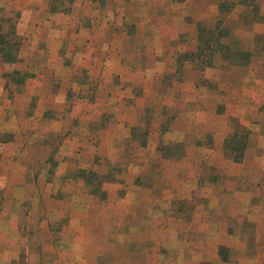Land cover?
<instances>
[{
    "label": "rangeland",
    "instance_id": "obj_1",
    "mask_svg": "<svg viewBox=\"0 0 264 264\" xmlns=\"http://www.w3.org/2000/svg\"><path fill=\"white\" fill-rule=\"evenodd\" d=\"M26 1V5L18 8H9L0 1V64H5L4 68H0V142L14 138L8 131L3 130L9 128V120L13 126L20 125L17 110L25 104V94L33 88L35 82H38L36 80L39 79V74H47L48 66L57 62L64 65V68L59 69L65 80V86L59 88L63 96H67V100H73L83 95L90 101L97 98L102 102L100 107L95 109L99 118L101 111L104 114L101 115V125L111 130L108 136L112 146H115V139L119 137L115 136L116 130L120 131L122 141L127 135L124 141L131 146V156H128L129 152L123 148L119 151L116 148L117 160L121 159L122 162L128 159L131 165V162L137 160L134 154L135 146L139 147L138 152L141 154H147V148L153 149V146L158 144L155 139L159 130L151 132L152 143L145 149L137 142H131L132 134L136 130L132 129V124L137 122L140 128L159 126L157 114L159 110L161 115L166 116L163 118L169 120L177 115L178 106L182 107L183 104L177 102L175 98L187 95L190 88L189 83L181 81V75L176 69L177 62L170 57L169 50L175 48V45L165 42L167 51L163 54V62L166 63V59L169 61L163 85L144 88L145 78L139 73L137 79L131 82L132 85L127 86V94L133 89L134 94L140 95L139 99L146 104L145 111L151 102L156 106L144 112L138 121L122 119L125 122L121 120L117 125L120 114L125 113L126 109L124 110L123 106L115 107L113 101L104 104L107 100L104 97L108 90H112L110 86L117 90H121L122 86L113 79H105V85L100 89L92 85L99 74L97 68H92L90 74H85L90 82L88 87L76 84L75 81L73 85L67 84V79L70 78L68 67L72 63L69 52L77 49L91 53L98 47L96 51L98 53L102 48L110 47L107 49L113 53V57L107 52L100 61L97 57L93 59L92 55H88L89 64L94 62L96 65L106 66L111 64L110 61L115 57L117 59L115 63L127 61L119 74L131 76L127 66L136 63V49L141 47V42L145 40L142 39L143 28H140L142 31L138 35L141 40L129 38L127 30H138L137 22H131L130 18H141L140 23H137L140 26H146L145 18H152L155 24L154 34L160 36L159 38L163 37L159 33L166 36L172 29L183 31L181 33L185 32L187 36L189 31L185 26L186 21H197V37L196 35L191 37L193 41L184 37L179 44L182 49H190L194 44L197 45L190 58L193 57L197 63L196 68H208L204 73L192 71L191 68L185 80L189 79L192 84L191 79L194 78L198 83L196 92L203 109L216 108L221 111L228 105L229 110L237 115L229 113L216 118L207 114V110L201 111V119L206 113L203 120L206 121L207 127L215 129L216 132V127L226 125L230 130L225 138L226 149H222L218 156L214 157V161H208L198 168H194L198 159L189 160L185 183L183 178L179 180L177 176L176 164L170 169L164 168L168 169L164 173V178L149 176L143 181L142 189L150 186L154 196L151 201L145 203L135 197L136 192L145 196L144 190L141 192V189L135 188L130 191V183L125 180L126 178L130 180L129 163L127 167L124 162L118 167H111L107 160L108 157H112L103 155L101 163L98 164L93 155V149L97 144L95 145L91 139L86 143L88 148L84 145L86 153L81 154L82 147L78 146L79 149L75 152L66 146V136L63 134L44 136L31 133L20 136L21 140L26 141L34 138L39 145H34L37 144L34 141V144H31V156L23 157L26 165L24 199L19 204L14 203L20 206L15 207L19 211V228L14 232L0 230V264H86L82 258L87 254L95 264H128L126 259L130 257L144 261L142 264H190L189 259L194 253L213 256L216 246H213L211 243L213 240L209 236L217 239L218 233H228L235 238L231 245L233 248L228 247L226 251L228 256L236 258L254 256L260 249L264 257V201H261L260 194L247 199L248 213L244 215L241 213L246 204H240L241 198L234 199V203L231 204L229 198L220 199L216 192V198L213 199V182L221 183L219 185L227 183L225 187L230 190L236 187L239 190L248 188L264 190V161H260L264 160V0H254L259 5V10L252 5L245 6L242 0H227L234 3L229 6L231 10L218 6L226 0L140 1L143 4L139 3V0H43L42 4L33 0ZM175 18H185V24L175 23ZM258 18H261L260 22H248L251 19L259 20ZM219 20L222 23L217 27ZM151 26L149 24L146 28L149 37L147 44L154 43L159 46L157 37L150 36ZM220 28L225 34L223 37L218 35ZM220 44L228 45L230 49L220 47ZM52 48L57 51L58 56L51 54ZM238 52H249L251 56L244 63ZM116 54L120 60L122 59L121 62ZM82 59L77 56L74 61L82 62ZM214 61L217 68L229 70L234 73L232 75L242 79L225 83L223 77L216 83L218 71L213 74V71H216L213 68ZM8 63L23 64L27 69L22 73L18 69H12L13 64ZM77 66L80 68L82 64ZM159 70H162V67H159ZM153 73L155 71L147 75L151 77ZM125 75H122L123 82H126ZM75 76L73 78H77ZM109 81L114 83L107 86ZM172 82L174 86H169ZM242 85L244 89L240 99L234 95H237V89ZM228 87L230 90H227ZM50 88L51 84L48 82L45 89L49 91ZM178 89H182L183 93L178 92ZM257 91L262 93L256 94ZM231 92L233 96L229 95ZM239 92L241 93V89ZM71 100L63 104L57 103L56 107L61 108L62 113L68 112ZM244 103L249 105L246 111ZM34 105L33 99L30 114L36 113ZM50 116L49 114L42 117L50 119ZM242 116H246V120H243ZM88 127L93 132L98 125L89 124ZM164 128L165 125L160 129ZM138 137L142 139L144 134L141 133ZM172 137L179 138L178 134H170L166 139ZM50 147L55 149L52 150ZM167 153L178 154V151L172 149L167 150ZM203 154L204 158L210 156L207 151ZM63 156L65 159L70 158L63 160L57 167L58 160ZM84 158L90 163L89 166L86 163L82 164L85 162ZM243 159H246L244 163ZM7 165L8 161L0 151L1 221L3 207L8 206L3 200L1 179ZM142 170L149 173L147 166ZM184 170L185 168H182L183 173ZM32 177H39V181L32 184L30 182ZM194 178L202 179L197 182ZM117 179L119 181H116ZM115 182L117 184L113 186ZM110 191L114 192L115 196L108 199L107 194ZM125 193L126 196L123 197ZM105 195L106 198L103 199ZM231 209L234 210L233 214L228 215L226 212ZM29 212L31 215H28ZM39 217L44 220H40ZM213 223H219L218 225L226 227L227 231L213 230ZM197 228L202 229L199 231ZM258 240L262 242L260 247H257ZM117 243H124V246ZM146 244L147 249L143 247ZM226 253L223 251L222 256L224 257Z\"/></svg>",
    "mask_w": 264,
    "mask_h": 264
},
{
    "label": "crops",
    "instance_id": "obj_2",
    "mask_svg": "<svg viewBox=\"0 0 264 264\" xmlns=\"http://www.w3.org/2000/svg\"><path fill=\"white\" fill-rule=\"evenodd\" d=\"M0 1H2L3 3L2 5L9 6V8H18L22 5H26L27 3L26 0H0ZM33 1L35 3H40V4L43 3V0H33ZM140 1L144 2L145 0L138 1L139 3L143 4ZM174 2H177V1L174 0ZM225 2L230 3V2H227V0ZM252 2L258 6V10H259V5L255 3L254 0H252ZM245 6L250 7L249 5H245ZM124 19H128V18H124ZM130 19H131V22H134V23L136 22L140 23V20H141V18H137V19L130 18ZM258 19L259 20L251 19L248 22L249 23L260 22L261 18H258ZM184 20L185 18H175V23L185 24ZM145 21L147 23L146 26L144 25L140 26V25H137L136 23V28L138 30L136 31L127 30V32H129V35H128L129 38L135 39L136 41L141 40V38L138 37L139 32L142 31L140 30V28H143L144 35H145V36L142 35V39H144L145 41L144 42L140 41L142 46L136 49L137 50V52L135 53L136 63H131V64H128L127 66L131 73L130 77H127L123 73L119 74V72L122 69V66L125 65L127 61L125 60L122 61V59L120 60L117 54L115 56H117L120 62L122 61L121 63L119 62L115 63L117 59L114 57L112 61H110L111 64H108L106 66L96 65V63L94 62L92 63L90 62L89 64V62L87 61L88 55H92L93 59L97 57L100 61L107 54V52H109L108 55L113 57V53H111L110 50L107 49L110 47L102 48L101 52H98V53H96L98 47H95L91 53H88L84 51L83 49L81 50L77 49L76 51L69 52L70 54L69 57L72 63L68 67L70 78L67 79V84L69 83V85H73V82L75 81L76 84L88 87L90 85V82L88 81V79H86L85 74H90L91 71L93 70L92 68H95V69L97 68L99 70V74L94 79V83L92 85H95L97 86V88L100 89L102 85H105L104 84L105 79H111V80L113 79L117 84H121L122 86L121 90H117L114 87L110 86L114 83V81H112V83L109 81L107 86H110L112 90L111 89L110 91L108 90V92H106L105 97H104V99L107 98L104 104L108 103L109 101H113V103L115 104V107L123 106L125 107L124 110L126 109L124 111L125 113L120 114L119 116L120 120L119 122H117V125L121 123L122 119L124 120L136 119L138 121L139 119L142 118L141 115L144 112H146L147 110H150L151 108H155L156 106L153 102H151L148 106H146V111H145L146 104L145 103L143 104L142 103L143 100L139 99L140 95L137 96L136 94H134L132 92L133 89L131 90V92H128L127 94L126 92L127 86H130V84L132 85V83L137 79L139 73L142 74L143 78H145V84L143 86L144 88L146 87L148 88L149 86H152V85L153 86L155 85L154 87H157L158 84L163 85L164 80L167 77L168 70L166 68V65L169 61L168 59H166L167 60L166 63L163 62L164 61L163 54L165 51H167L165 48V42L175 45V48H173L172 50H169L170 57H172L175 63L177 62L176 69H178L177 71L181 75L180 76L181 81L183 80L184 82H187V84L189 83V88H190L189 92H187V95L179 96V98H175L177 102H180L183 104L182 107L178 106L177 115H174L171 119H169L170 121L167 118H163L166 116L161 115L160 113L161 111L159 110V112L157 113L158 120H159L158 121L159 126L151 128V125H150L149 128H146V127L140 128L137 122L136 124H132V129H136V130L132 134L133 139L131 140V142L132 141L137 142L139 146L146 149V147H149V145L152 143V142L150 143L151 132L159 130L157 138L155 139L157 140L158 144L156 143L153 146V149L147 148L146 150L147 154L139 153L138 152L139 147L135 146L136 152L134 154H136L137 160L135 162H131V165L128 159L127 161H122V162H121V159L117 160L116 159L117 156L115 155V152H117L116 148H118V151L119 149L123 148L124 150L129 152L128 156H131L130 155L131 146L129 144H125V141H124L125 136L127 135L124 136L123 141H122L120 131L116 130L115 136L119 135V137H116L115 139V143H116L115 146L111 145V140L108 136L111 130L105 129L106 126L104 127L101 125V115H104V114L101 111L99 113L101 114L99 118L97 116L98 114L96 113L95 107H100L102 103L101 101H98L97 98L91 99L90 101L89 99H86V97L82 95L78 99H73V100L69 99L72 102L71 107L69 108L68 112L66 111L67 113L65 111L62 113L61 108H57L56 104L57 103L63 104L69 101L67 100V96H63L64 94L59 89L60 86H65L64 85L65 80L59 73V69L64 68V65L58 64L57 62L50 64L48 66L49 70H47V74L45 75L39 74V79L36 80L38 82H35L33 88H30L31 90H29L28 93L25 94V104L19 107L20 110H17L20 125L13 126L11 124V121L9 120V124H10L9 128L3 130V131H8L9 134H12L14 136V138L0 142V151L3 154V156L6 157L8 161L6 170L3 171L4 175L1 177L2 189L4 191L3 200L7 202L8 206L3 207V215H2L3 217H2V221L0 220V230L14 232V230L17 231L19 228V224H18L19 211L16 210L15 207L20 208V206L14 205V203L19 204L22 201V199H24L23 198L24 197L23 187L26 183V179L24 177V173L26 172L25 170L26 165L24 163L25 161L23 157H26V155L31 156L32 154L31 144H34V141H35L34 138L27 139V141L21 140L20 136L22 135L26 136L27 134H31V133L33 135L43 134L44 136L53 135V134L55 135L63 134L66 136V140H65L67 143L66 146L69 149H71V151H75V152L78 151L79 149L78 146L82 147L81 154L86 153L84 145H86V147L88 148L89 146L86 143L87 141H89V139H91V141L95 142V145L97 144V147L93 149V155L97 159L98 164L101 163L103 155H109L110 157H112V158L108 157V160H107L109 163V166L111 165V167H118L119 165H122L123 162L126 164V167H127L129 163V168H131L130 175H129L130 180H128L127 178L125 180L130 183V191L135 188L141 189V192L144 190L143 193L145 194V196L144 195L142 196V193L140 192H136V196H135L139 198L142 202L144 201L143 203H145V201H149V200L151 201V198L154 196V193L151 191L150 186H146L145 189H142L144 185L143 181L147 180L149 176H154L156 178L157 177L164 178V173L166 172V170H168V169L165 170L164 168L170 169L171 167H173V165L176 164L177 176L179 180L183 178V182L185 183L187 180L186 178L188 177L185 175V173H186V168H189V166H187L189 160L193 159V161H196L198 159V161H196V164L194 165V168H198L201 165L203 166L208 161L210 162L214 161V157L216 158V156H218L219 152L222 149L224 150L226 149L227 139L225 138L230 130L226 127V125H224L220 128L216 127V132H215V129L209 128L206 126L207 123L203 119H205L206 113L209 114L211 117L215 116L216 118L223 116V115H229V113L230 115H237V114H234V112H231L229 110L228 105H226L221 111L216 108L215 109L211 108L212 110L208 108L203 109V107L200 106L201 101L199 99L198 93L196 92V90H198V83L195 82L194 78L191 79L192 84H190L189 79L185 80L186 74L191 68H192V71L193 70L196 72L201 71L203 73L206 70V68H208V67L196 68L197 63L194 62L193 57L190 58L192 53H194L197 45L195 46L194 44L193 47H191L190 49H187V48L182 49V46L179 44L180 41L184 40V37L186 38V40H189V41L194 40L193 38H191V37H194V35H196L195 37H197L198 22L194 20L186 21L187 25L185 26L187 27L189 31V34H187V36L189 35L188 36L189 38L186 36L185 32L181 33L183 31L180 32L179 30H175V29H172L170 32H168L166 36H164L162 33H159V35L163 36L162 38H159L160 36L154 34L155 24H153L154 22L152 18H145ZM219 22H221V20H219L218 23ZM149 24L152 25L151 30H149L150 36L157 37L158 42L160 44L159 46H156V44L154 43L147 44L149 37H147L148 30L146 28L148 27ZM51 54L58 56L57 51H55L53 48L51 49ZM77 56H80L81 59L83 58L82 62L74 61V59L77 58ZM149 57H151V59ZM214 63H213V68L216 69V71H213V74H215V72L217 73L218 71V73L216 74V78H217L216 83H219V80H222L223 77L225 78V83H229V82L233 83L234 81H240L242 79V77H240L241 79H239L237 76L232 75L234 73H231V71L229 72L228 69H226L228 71H225L223 68H220V67L217 68V63L215 64ZM8 64H13L12 69L14 70L18 69L22 73H24V71H26L27 69L26 66H24L23 64H15V63H8ZM78 64H82V66H79L80 68H78L77 66ZM21 65H23V67ZM4 66L5 64H0V68H4ZM240 66H243V65H240ZM159 67H162V70H159ZM73 69L75 72H73ZM151 71H155V73L151 74L152 78L147 75ZM74 75H76L75 77L77 78H73ZM122 75L123 76L125 75L124 79L126 80V82H123ZM148 79H150V81ZM48 82H50L51 84V88L49 91L45 89V86L46 84H48ZM167 82H170V80H167ZM169 86H174V82L169 83ZM68 87H72V86H68ZM228 89L230 90L229 87L227 88V90ZM240 89H241V93L239 92ZM240 89H237L238 93L237 95H234V96L241 99V96H243L244 86L242 85ZM83 91L84 90H82V92ZM177 91L183 93L182 89H178ZM155 93H157L156 89H155ZM255 93L258 94L262 92L257 91ZM17 94L18 93H15V95ZM229 95L233 96L232 92L229 93ZM127 98H129V101H127ZM33 99L35 100V105L33 109L36 110V113L30 114L29 112H31L32 110L30 106L32 105ZM249 99L250 98H248V101ZM244 105H245V111H246L249 105L247 103H244ZM256 108L258 109L259 106H257ZM204 110H207L208 112H206L205 116L201 119L200 118V115L202 114L201 111H204ZM48 111H50V113H47ZM49 114L51 115L50 119H45L42 117V116H48ZM126 114H127V118H125ZM13 117L15 118V115ZM225 117H228V116H225ZM241 118L243 120H246V116L245 117L242 116ZM124 120L122 121L125 122ZM166 121L167 123H165ZM202 121H205V122H202ZM34 122L36 123L32 125ZM89 124H91V126L98 125V127L94 129L92 132L91 129L88 127ZM164 125H165V128L161 130L160 128ZM70 130H72V132ZM94 131H97V132H94ZM102 131L105 134H103ZM141 133L144 134V138L142 139L138 137L140 136ZM82 134L84 136H82ZM98 134H100V136L97 137ZM170 134H178L179 138L174 139L172 137V138L166 139V137H168V135ZM128 135H130V132ZM175 141H178V142H175ZM224 141H225V146H224ZM36 143L37 144H34V145H39V142H36ZM38 147L40 148V146ZM50 149L53 150L55 149V147H52V148L50 147ZM172 149H174L175 151H178V154L168 155L167 150H172ZM205 151H207L208 155H210L208 158L203 157L204 156L203 153ZM102 152L106 154H102ZM247 157H249L248 153H247ZM247 157L245 156L246 159ZM69 158L65 159L64 156L61 157L57 162V167L63 163V160H68ZM85 159L86 158H84L83 160L85 162H82V164L86 163L89 166L90 163H88L87 160ZM246 159H243V163ZM224 161H227V160L224 159ZM260 161L263 162L264 160L261 159ZM80 163H81V160H79L78 165H80ZM145 166H147V170L150 174L143 172L142 169H144ZM182 168H185L184 173L182 172ZM118 179L116 181H119ZM194 179L198 182V180L202 178H194ZM163 180L166 181V179H163ZM38 181H39V177L38 178L32 177V179L30 180L32 184H35ZM196 181H195V186L197 184ZM263 182H264V178H263ZM116 184L117 183L115 182L113 186H116ZM219 184L221 183L215 184L213 182V199L216 198V192H218L217 194L220 199L229 198L231 204L234 203V199L241 198L242 201L240 204L242 203L246 204V207L242 209V213H241L242 215L248 213L249 204L247 202V199L255 198L256 195L260 194L261 201H264V190H255L251 188H248L247 190H239L237 187L233 190H230L229 188L225 187L227 183L222 184V185H219ZM106 187L107 186L105 187L103 186V188H106ZM126 193L123 197L126 196ZM26 195L27 194H25V198H26ZM107 195H109L108 199H110L112 196H115L114 192L112 191H110ZM105 198H106V195L103 199ZM9 202L11 203V206H9ZM233 211L234 210L231 209L230 211H227L226 213L228 215H232ZM28 215H31V212H29ZM39 219L44 220V218H41V217H39ZM39 224L41 226H44L43 223L39 222ZM218 224L219 223H213V230L227 231L226 227L223 228L219 226ZM197 229L200 231L202 228H197ZM216 237L217 239H213L212 236H209V238L213 240V242H211L213 243V246H216L215 253L213 252V256L206 255L204 253H200V254L194 253L189 259V263L190 264H203V263H208V264H233V263L235 264H264V257L263 255H261L260 249H258L257 255H254V256H242L239 258H236L235 256H228L226 251L228 247L233 248V246L231 245L235 241L234 236L228 233H224V234L218 233ZM261 243L262 242H259L258 240L257 247H260ZM117 244L120 246H124V243H117ZM140 246L141 245H139V248ZM143 247L147 249L148 244H146ZM219 250H221V254H220L221 256L219 255ZM223 251H225L226 253L224 257L222 256ZM82 261L83 263H86V264H95L94 262H91L90 255L88 254L83 256ZM126 261L128 264H142V262L144 263V261L140 259H133L132 257H130L129 259H126Z\"/></svg>",
    "mask_w": 264,
    "mask_h": 264
},
{
    "label": "trees",
    "instance_id": "obj_3",
    "mask_svg": "<svg viewBox=\"0 0 264 264\" xmlns=\"http://www.w3.org/2000/svg\"><path fill=\"white\" fill-rule=\"evenodd\" d=\"M242 3L244 4V5H252V7L253 8H256L257 10H258V6L256 5V4H254L253 2H252V0H242ZM232 4H234L233 2H230V3H226V2H224V3H220L219 4V7H221V8H225L226 10H231V7H230V9H229V6H231ZM246 14V13H245ZM221 23L222 22H219L218 24H217V27H220V25H221ZM222 28H220V32H218V35H220V37H222V36H224L225 34L223 33V31L221 30ZM220 47H223V48H225V49H230V47L228 46V45H224V44H222V46H221V44H220ZM239 53V52H238ZM241 56H242V62H244V63H246V59H247V61H248V58L251 56V54L249 53V52H240L239 53Z\"/></svg>",
    "mask_w": 264,
    "mask_h": 264
}]
</instances>
